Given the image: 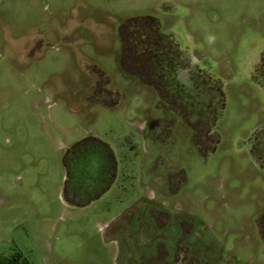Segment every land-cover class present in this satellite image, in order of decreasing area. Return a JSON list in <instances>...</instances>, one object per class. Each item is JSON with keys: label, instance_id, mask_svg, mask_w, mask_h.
Segmentation results:
<instances>
[{"label": "rangeland", "instance_id": "374dc122", "mask_svg": "<svg viewBox=\"0 0 264 264\" xmlns=\"http://www.w3.org/2000/svg\"><path fill=\"white\" fill-rule=\"evenodd\" d=\"M264 264V0H0V256Z\"/></svg>", "mask_w": 264, "mask_h": 264}, {"label": "trees", "instance_id": "16d2710c", "mask_svg": "<svg viewBox=\"0 0 264 264\" xmlns=\"http://www.w3.org/2000/svg\"><path fill=\"white\" fill-rule=\"evenodd\" d=\"M0 264H28L22 261L19 254L15 253L9 256H0Z\"/></svg>", "mask_w": 264, "mask_h": 264}]
</instances>
